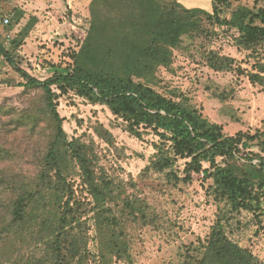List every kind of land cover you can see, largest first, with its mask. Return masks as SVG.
Instances as JSON below:
<instances>
[{
    "label": "rangeland",
    "instance_id": "1",
    "mask_svg": "<svg viewBox=\"0 0 264 264\" xmlns=\"http://www.w3.org/2000/svg\"><path fill=\"white\" fill-rule=\"evenodd\" d=\"M92 1L0 0V43L39 81L69 72L90 34ZM178 1L201 11H183ZM209 1L157 0L159 7L150 13L147 0H100L99 27L89 49L96 66L116 58L120 72L135 82L197 111L224 137L247 140L248 152L240 147L232 159L215 158L216 167L248 181L251 197L245 202H232L212 177L201 173L184 183L156 172L151 164L159 138L153 132L142 130L138 139L107 106L53 88L66 141L86 157L93 182L104 194L98 205L70 153L64 152L59 171L47 159L55 126L44 93L27 88L0 56V204L7 207L23 188H36L43 178L55 187L59 173L67 186L61 195L80 221L67 229L69 240L77 239L85 249L80 264H195L216 224L229 241L264 264V147L259 145L264 141V88L248 79L264 64V42H248L243 35L246 27L262 25L264 0H216L215 9L205 13ZM155 15L173 22L167 43L150 25ZM148 49L159 51V58L147 65L130 63ZM215 56L231 59L230 68L212 69ZM185 162L173 168L179 177ZM202 168L215 170L207 162ZM47 193L57 207L56 197ZM103 208L109 211L104 214ZM112 234L125 246L122 258L106 253L104 244ZM14 241L21 256L38 252L29 238Z\"/></svg>",
    "mask_w": 264,
    "mask_h": 264
},
{
    "label": "trees",
    "instance_id": "2",
    "mask_svg": "<svg viewBox=\"0 0 264 264\" xmlns=\"http://www.w3.org/2000/svg\"><path fill=\"white\" fill-rule=\"evenodd\" d=\"M147 2L150 13L155 12L156 7L160 5L157 0ZM215 2L216 0H212V10L215 9ZM176 5L187 12L201 11L186 9L178 2ZM99 6L100 0L92 1L90 34L84 48L76 55L72 69L69 72H55L45 81H39L21 69L0 43V56L26 81L25 86L39 88L44 93L46 108L55 126L54 141L47 154L51 165L59 171L61 163L65 160L64 152L70 153L83 171L95 201L101 206L104 194L93 182L86 157L76 148L75 143L66 141L63 119L57 112L55 101L58 95L53 91L55 88L60 94L72 92L93 105L107 106L114 116L126 123L127 131L138 139L142 138V130L148 129L153 132L159 138V143L153 144L156 153L151 164L156 172H167L169 178L184 183L191 182L194 174L201 173L206 178L212 177L232 202L249 200L251 191L248 181L238 178L231 169L218 168L215 164V158L218 156L234 158L240 152V147L244 152H248L247 140L243 141L239 135L224 137L220 127L210 124L197 111L166 98L145 84L135 82L125 72H120L115 65L116 58H109L99 66L94 64L96 60L89 48L93 42V34L99 27L97 16ZM261 24L259 27L248 26L243 30L248 42L254 40L264 42V16ZM150 25L156 30L155 35L160 41L164 43L170 41L174 28L172 21L155 15L154 19H150ZM159 56V51L148 49L143 56L130 58V63L138 65L141 62L147 65L150 60L155 61ZM231 62L229 58L215 56L209 63L212 69L221 71L230 68ZM257 69V72L248 75V79L251 83L264 88V64H258ZM259 145L264 147V141L259 142ZM179 160L186 161L180 177L173 172ZM204 162L215 167L214 173L202 168ZM58 178L60 182H57L55 187L48 178H43L36 188H23L21 194L9 201L7 207L0 204L3 207V211L0 212V264L85 262V259L83 260L85 249L77 239L69 240L71 237L67 231L68 227L74 223L80 224V221L76 218L71 202L63 199L61 193L67 186L59 173ZM47 190L52 192L54 198L56 197L57 207L52 204L54 200ZM107 211L109 210L103 208L102 213L105 214ZM105 226L110 224L106 222ZM20 236L29 238L34 247H39L38 252L21 256L14 241ZM104 245L106 253H113L114 256L121 258L120 255L125 254V246L113 234ZM200 249L195 264H263L252 253L229 241L220 224L212 228Z\"/></svg>",
    "mask_w": 264,
    "mask_h": 264
},
{
    "label": "crops",
    "instance_id": "3",
    "mask_svg": "<svg viewBox=\"0 0 264 264\" xmlns=\"http://www.w3.org/2000/svg\"><path fill=\"white\" fill-rule=\"evenodd\" d=\"M206 1V0H205ZM178 3H180L179 1H178ZM209 3L211 4V7H210V9L209 10H207L208 8H204L205 10L204 11H206V12H210V10L212 9V0H210L209 1ZM181 4V3H180ZM182 5V4H181ZM183 6V5H182ZM183 7H185V6H183ZM186 9H194V8H189V7H185Z\"/></svg>",
    "mask_w": 264,
    "mask_h": 264
},
{
    "label": "built area",
    "instance_id": "4",
    "mask_svg": "<svg viewBox=\"0 0 264 264\" xmlns=\"http://www.w3.org/2000/svg\"><path fill=\"white\" fill-rule=\"evenodd\" d=\"M9 19L8 18H5L4 20H3V25L4 26H7L8 24H9Z\"/></svg>",
    "mask_w": 264,
    "mask_h": 264
}]
</instances>
